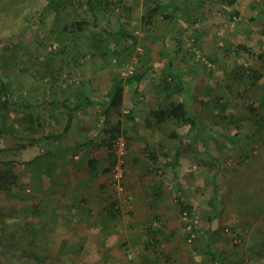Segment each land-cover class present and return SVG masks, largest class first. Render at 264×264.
Masks as SVG:
<instances>
[{
  "label": "rangeland",
  "instance_id": "1",
  "mask_svg": "<svg viewBox=\"0 0 264 264\" xmlns=\"http://www.w3.org/2000/svg\"><path fill=\"white\" fill-rule=\"evenodd\" d=\"M55 1L0 0V90L2 84L7 86L0 96L8 100L5 107L0 102V126L13 127L19 136L4 132L0 137V146L10 150L0 154V169L12 168L19 181L15 187L0 190V221L19 222L23 228L28 225L30 237L22 238L24 233L19 232L14 245H0V264H104L100 254L88 256L46 247L53 241L47 234L48 224L43 222L46 216L37 207L36 183L33 187L34 180H30L35 179L40 160L31 159L39 150H51L52 143L28 149L29 141L41 132L51 133L48 127L42 129L41 119L55 112L51 101L57 98V91L92 84L105 89L112 78L126 79L130 76L124 75L127 70H139L150 46H154L150 53L159 60L147 67L151 84L159 81L161 60L165 58L166 63L174 57L170 62L181 78V98L197 120L198 128L191 131L179 125H173L171 131L185 134L188 130L189 136L197 133L204 137L198 143L191 141L193 150L189 147V155L182 159L188 184L197 181L196 174L203 178L198 194L202 211H186L189 219L196 220L191 240L180 212L186 251L182 264L211 263L205 246L207 232L215 252L224 251L225 260L218 264H260L264 122L256 125L248 106L257 108L264 101V0H235L232 4L223 0H158L170 12L172 4L179 10L172 22L156 16L151 26L141 21L148 0H112L106 13H99V24L91 23L83 32L63 28L79 16L95 22L85 1L62 0L65 5L59 12L50 5ZM217 99L226 103L224 114L232 120L217 116L219 109L211 105ZM200 100L209 106L200 105ZM98 126L100 131L102 121ZM121 137L126 148L124 178L118 190L125 182V157L132 144L129 137ZM110 186L115 188L111 176ZM37 217L42 221L38 223ZM26 221L29 224L25 225ZM126 258L131 261L134 256L128 253Z\"/></svg>",
  "mask_w": 264,
  "mask_h": 264
},
{
  "label": "crops",
  "instance_id": "2",
  "mask_svg": "<svg viewBox=\"0 0 264 264\" xmlns=\"http://www.w3.org/2000/svg\"><path fill=\"white\" fill-rule=\"evenodd\" d=\"M152 48L147 67L159 61L150 53ZM165 61L161 60L155 84L146 73L139 83L125 84L121 116L114 122L132 143L125 157L121 190L110 186L108 149L98 131L102 121L99 113L105 106L102 101L114 78L110 76L112 84L109 81L111 86L105 89L92 84L55 93L57 98L51 101L55 112L41 119L42 129L48 127L51 133L37 135L49 136L38 144L51 142L52 147L39 150L36 177L30 178L33 187L36 183L37 207L46 216L43 222L48 224L47 234L53 241L46 244L47 248L88 256L100 254L104 264H182L186 251L180 207L185 204L202 211L198 194L203 187V178L197 174V181L188 184L182 159L189 155L191 141L198 143L204 137L197 133L189 136L187 132L193 128L187 123L170 120L157 125L151 118L152 110L169 102H183L190 112L181 98L182 82L174 64L172 73L180 79L179 86L167 89L162 85ZM88 100L93 104L85 103ZM195 123L198 128L196 119ZM173 125L188 130L180 134L171 131ZM41 218L37 217L38 223ZM128 253L133 260L126 258Z\"/></svg>",
  "mask_w": 264,
  "mask_h": 264
},
{
  "label": "trees",
  "instance_id": "3",
  "mask_svg": "<svg viewBox=\"0 0 264 264\" xmlns=\"http://www.w3.org/2000/svg\"><path fill=\"white\" fill-rule=\"evenodd\" d=\"M82 1V0H80ZM88 9L91 11V14L93 15V18L95 20V22H91L90 20H87L86 18L79 16L76 20L69 22L68 25L64 26V30L65 31H71V32H83L85 31L86 27L89 26L91 23H93V26H97L98 23V15L99 13L101 14H105L108 7L113 4L114 2L111 0H84ZM150 2V5L145 4V10L141 16V21L146 25V26H151L154 23V20L156 18V16H159L160 19L164 20V21H168V22H172L176 16L175 13L179 10V6L172 4L170 5V7H172V12H170L169 10H166V7H164L158 0H148ZM223 1H228V3L232 4L235 2V0H223ZM71 4L72 2L69 1ZM65 2L62 0H57L55 2H52L50 5L53 6V8L55 9V11L59 12L63 7ZM262 14H264V1L262 2ZM124 31V30H123ZM124 33V35H126L127 32H122V34ZM100 37L99 41H102L103 35L99 34L98 35ZM136 41V39H134ZM96 49L100 48L99 45L94 46ZM242 49L249 51L245 46H240ZM163 55V54H162ZM150 55H149V49L147 48L144 52V57H143V65L141 66V68L137 71L132 73V75H130L129 77H127L126 79H119L113 80V84L110 88V90H108L107 94L104 95L103 98V105H105L102 110L100 111V117L102 118V129H101V133L102 136L104 137V145L107 147L108 149V159H109V165L106 169V171L111 172V168L114 164V160H115V155H114V149H113V141L121 136V130H120V125L119 123H114V119H118L121 116V111H122V106H123V102H124V87L125 84H131L134 82L139 83L141 81V79L145 76L146 70H147V63L149 61ZM172 65L170 61H167L165 66H164V70H163V74L161 76V81H162V85L166 86L167 89L171 88L172 83L174 82V84L176 85L177 83H179L180 79L174 75L172 73ZM170 77V80L168 81ZM254 79V78H252ZM253 82V81H252ZM1 90L0 91H4V93L6 92V88L7 86L5 84H2L1 86ZM179 91H181V89H179ZM5 97V96H3ZM2 97V98H3ZM1 99V96H0ZM2 101V102H1ZM1 104L5 107L8 104V100L7 99H1L0 100ZM87 104H93V101H87L85 102ZM202 105L206 106L208 105L207 103H202ZM213 107L216 109H219L220 113L219 115H217L221 120L223 121H227L228 118L232 117H227L226 114H224L225 110H226V103L220 102V99H217L213 104ZM209 106V105H208ZM264 101L261 102L259 104V106L257 108L253 107V106H248V110L249 112H251L255 118V122L256 125L260 126L263 125L264 122ZM150 116L151 118L155 121V123L157 125L164 123L166 121H170V120H175L181 124H189L191 125V128L195 129L196 128V123H195V117L193 115L190 114V112L186 109L185 104L183 102H169L165 107H159L156 108L154 110H152L150 112ZM31 123V125H33V117L30 116L28 118ZM36 131V127L34 125L33 127ZM4 132H9V133H14L15 129L13 127H5V126H0V137ZM15 136H18L17 134L14 133ZM19 138V136H18ZM43 138L49 139V136H45ZM41 136L39 137H33L30 141H29V147L28 149H32V147H34L35 145H37L40 140L43 139ZM188 149L190 146H187ZM182 151V150H181ZM10 150L9 149H5L2 148L0 146V154H5V153H9ZM178 156L180 155V150H178ZM38 156L35 153L31 159V162H35L37 161ZM90 162V161H89ZM19 184L18 181V176L17 174L14 172V170L10 167H5L0 169V190H7L9 187H15ZM214 187H216V185H214ZM215 189V188H214ZM184 211H188L189 213H192L193 208L189 205H185V204H181L180 207V212H184ZM29 224V221H26L27 225ZM28 225L26 227H22L20 226L19 222H5V221H0V245L5 246V247H9L14 245V240L16 239V237H18L17 235L20 236V234L17 233H24V237L21 234L22 238H25L27 240H30L29 234L27 233L28 230ZM24 229V230H23ZM207 237L208 239L206 240V244H207V250L206 252L209 254L210 258H211V264H218L220 261H224V251H218L215 252L212 244H211V240L212 236L209 234V232H207ZM260 241H259V246L258 248L260 249V251H262L261 257L260 259H258L257 261L260 264H264V235L260 236ZM234 247H236V245H234ZM257 248V249H258ZM221 264V263H220Z\"/></svg>",
  "mask_w": 264,
  "mask_h": 264
},
{
  "label": "built area",
  "instance_id": "4",
  "mask_svg": "<svg viewBox=\"0 0 264 264\" xmlns=\"http://www.w3.org/2000/svg\"><path fill=\"white\" fill-rule=\"evenodd\" d=\"M127 74L131 75L132 70L129 69L127 70L126 73H124V75H127ZM125 148H126V143H125V140L121 136L117 137L113 141L115 160L111 168V184L115 188H119V185L121 184L124 178L123 156L125 154ZM182 217L187 222L186 230L189 236V240H191V238L194 237V234L192 231H193L194 224L196 223V220L189 219V214L186 211L182 212Z\"/></svg>",
  "mask_w": 264,
  "mask_h": 264
}]
</instances>
